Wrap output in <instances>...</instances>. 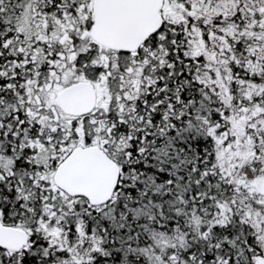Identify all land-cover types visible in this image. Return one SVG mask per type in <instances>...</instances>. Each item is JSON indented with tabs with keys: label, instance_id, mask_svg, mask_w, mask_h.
Here are the masks:
<instances>
[{
	"label": "snow or ice",
	"instance_id": "6c2138e0",
	"mask_svg": "<svg viewBox=\"0 0 264 264\" xmlns=\"http://www.w3.org/2000/svg\"><path fill=\"white\" fill-rule=\"evenodd\" d=\"M0 264H264V0H0Z\"/></svg>",
	"mask_w": 264,
	"mask_h": 264
}]
</instances>
